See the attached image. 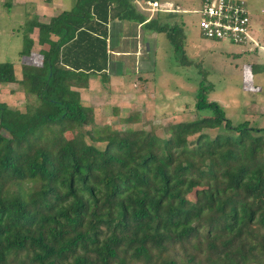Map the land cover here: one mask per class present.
<instances>
[{
    "label": "trees",
    "instance_id": "1",
    "mask_svg": "<svg viewBox=\"0 0 264 264\" xmlns=\"http://www.w3.org/2000/svg\"><path fill=\"white\" fill-rule=\"evenodd\" d=\"M131 1L75 0L46 22L28 19L19 55L35 27L40 63L21 64L17 80L0 62V83L16 82L26 100L23 111L0 102V264H263L264 128L233 123L208 83L194 102L208 116L170 124L165 140L82 130L91 110L70 87L106 81L109 21L163 33L182 53L180 27ZM70 127L77 138L63 136Z\"/></svg>",
    "mask_w": 264,
    "mask_h": 264
},
{
    "label": "rangeland",
    "instance_id": "2",
    "mask_svg": "<svg viewBox=\"0 0 264 264\" xmlns=\"http://www.w3.org/2000/svg\"><path fill=\"white\" fill-rule=\"evenodd\" d=\"M138 1L131 2L137 7ZM148 1L140 2L147 15L152 12L154 17L157 10L167 11L162 13L175 11L172 17L157 19L159 23L180 27L182 53L173 50L163 33L154 31L146 38V42L150 40L149 48L147 43H141L135 52L128 50L113 58L106 81L96 75L82 87L71 86L70 89L78 92L83 105H90L92 123L82 130L91 127L92 131L144 129L165 140L170 124L199 115L208 116L207 112L194 109L199 81L209 84L207 99L216 101L233 123L246 120L253 127L264 128V0H245L250 11L253 42L244 43L201 36L197 28L200 0H157L169 2V5L159 3L154 7ZM49 2L0 0V62L12 63L17 80L21 75L20 65H38L41 61L39 50L47 47L37 43V28L34 27L29 33L30 53L19 55L25 21L36 17L46 22L50 16L71 5L68 0ZM51 38L56 36L51 35ZM25 101L16 82L0 83V102L23 111ZM216 133H223L222 125L208 130L210 136ZM78 134L72 127L63 132L66 139L77 138ZM83 139L99 148L104 146L102 141H92L87 133L83 134ZM187 198L194 201V189Z\"/></svg>",
    "mask_w": 264,
    "mask_h": 264
},
{
    "label": "built area",
    "instance_id": "3",
    "mask_svg": "<svg viewBox=\"0 0 264 264\" xmlns=\"http://www.w3.org/2000/svg\"><path fill=\"white\" fill-rule=\"evenodd\" d=\"M156 2H151L155 6ZM197 28L209 40L253 42L245 0H200Z\"/></svg>",
    "mask_w": 264,
    "mask_h": 264
},
{
    "label": "crops",
    "instance_id": "4",
    "mask_svg": "<svg viewBox=\"0 0 264 264\" xmlns=\"http://www.w3.org/2000/svg\"><path fill=\"white\" fill-rule=\"evenodd\" d=\"M49 1H48L49 3H52V0H49ZM68 1L71 4L69 6V8H70L73 5V3L75 2V0H68ZM144 1L145 0H139L138 1L139 5L137 7H135V10L140 12V13L145 14L147 16V18L153 17V13L152 12H150L149 15H147V13L143 12V7H141V3L140 2H144ZM146 1H148V0H146ZM148 2H156V4L160 3V2H157V1H153V0H149ZM161 4L162 5L163 4H166V5L168 4L169 5V2L160 3V5ZM62 10H67V9L63 8L59 12H61ZM248 11H249V9H248ZM158 12H161V13H158ZM162 12H167V11H159V10H157V11H155V15L167 17V14L169 12L168 13H162ZM171 12H173V13H172V15L168 14L169 17H172V16L175 15V11H171ZM57 14H55V15H57ZM249 14H250V11H249ZM55 15H53V16H55ZM249 21H250V15H249ZM107 29H108L107 48H108V51H109V53L111 55L110 56L109 68H111L113 58H115L116 56H119L121 53H123L125 51L129 52L128 50H131V51L135 52L137 49L140 48L139 45L141 43H147L148 44L147 47L149 48L150 40H147V42H146V38L150 37L151 36L150 34H152L154 32V31H148V30H146L144 28L142 29L140 24H135L133 22H127V21H118L116 19H113V20L108 22ZM116 30H117V32L114 33ZM129 37H132L133 39L129 40ZM43 49H45V48H43ZM109 75H110V72H109L108 76ZM92 77L90 76L88 79L90 80V78H92ZM119 95H121V94H119ZM91 103H93V105L95 104L94 102H91ZM85 105L86 106H90L88 103H85Z\"/></svg>",
    "mask_w": 264,
    "mask_h": 264
}]
</instances>
